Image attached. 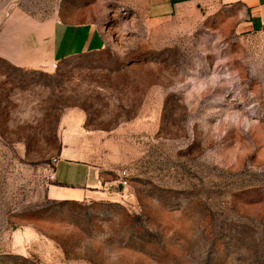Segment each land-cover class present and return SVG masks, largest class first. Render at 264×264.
Segmentation results:
<instances>
[{
    "label": "rangeland",
    "instance_id": "374dc122",
    "mask_svg": "<svg viewBox=\"0 0 264 264\" xmlns=\"http://www.w3.org/2000/svg\"><path fill=\"white\" fill-rule=\"evenodd\" d=\"M147 4L0 0L1 42L53 22L103 42L26 78L0 60V264H264V29L200 3L153 20ZM92 79L98 135L82 121ZM63 147L113 167L112 187L50 192Z\"/></svg>",
    "mask_w": 264,
    "mask_h": 264
},
{
    "label": "crops",
    "instance_id": "0c3cea01",
    "mask_svg": "<svg viewBox=\"0 0 264 264\" xmlns=\"http://www.w3.org/2000/svg\"><path fill=\"white\" fill-rule=\"evenodd\" d=\"M199 3L234 12L236 17L241 19L242 29L246 32L264 29V0H148L147 15L153 20L163 19L173 16L180 9ZM26 30L12 31L8 37L9 41H0V60L6 62L14 75L21 78L36 72H47L49 68L47 64L95 53L103 46L99 31L89 24L70 25L53 22ZM95 81L91 80L90 94L91 101L94 98L96 105L91 106L94 107L91 111L83 113L82 121L87 126L85 127L87 133L98 135L106 132L107 122L99 102L95 101L99 95L103 96L100 86L95 84L94 87ZM69 149L62 148L57 164L53 167L55 178L60 165L66 170L64 183L58 184L62 189L52 188L50 192L66 195L76 193L77 197H80L79 188L94 189L99 184L107 189L112 187L111 178L115 171L113 167L103 166L94 159L76 160L62 157Z\"/></svg>",
    "mask_w": 264,
    "mask_h": 264
},
{
    "label": "built area",
    "instance_id": "2783aa9c",
    "mask_svg": "<svg viewBox=\"0 0 264 264\" xmlns=\"http://www.w3.org/2000/svg\"><path fill=\"white\" fill-rule=\"evenodd\" d=\"M57 161L54 162L55 163L54 166L57 164ZM47 180L50 181V182L55 183V175H54L53 168H51V170H50V172H49V174L47 176ZM120 184L123 187H125L127 185V175H126V172H122L121 173V176H120Z\"/></svg>",
    "mask_w": 264,
    "mask_h": 264
}]
</instances>
